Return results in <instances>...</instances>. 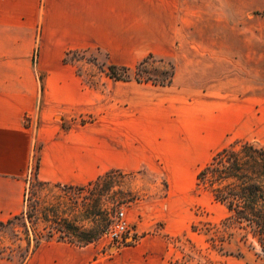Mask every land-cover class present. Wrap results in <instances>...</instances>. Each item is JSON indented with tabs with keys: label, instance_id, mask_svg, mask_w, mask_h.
Wrapping results in <instances>:
<instances>
[{
	"label": "crops",
	"instance_id": "crops-1",
	"mask_svg": "<svg viewBox=\"0 0 264 264\" xmlns=\"http://www.w3.org/2000/svg\"><path fill=\"white\" fill-rule=\"evenodd\" d=\"M97 51L116 67L149 55L171 62V83H108L98 104L70 59ZM131 86L142 93L130 127ZM151 111L158 124L144 126ZM80 115L93 120L76 124ZM258 116L264 0H0V223L24 212L36 161L40 182L64 187L111 171L162 170L168 181H184L197 178L242 125L255 129ZM146 213L130 212L137 229L153 227ZM190 216H176L171 233L184 234ZM147 248L102 264H145ZM94 257L85 246L51 240L24 264H93ZM0 264L14 263L0 257Z\"/></svg>",
	"mask_w": 264,
	"mask_h": 264
},
{
	"label": "rangeland",
	"instance_id": "rangeland-1",
	"mask_svg": "<svg viewBox=\"0 0 264 264\" xmlns=\"http://www.w3.org/2000/svg\"><path fill=\"white\" fill-rule=\"evenodd\" d=\"M70 59L76 60V77L84 88L96 91L98 104L107 100L108 83L165 86L174 74L171 62L153 55L131 66H117L115 73L119 78L110 76L112 64L108 55L99 51L76 52ZM140 92L134 86L129 88L130 127L136 125V117L131 112ZM153 115L152 111L150 116L143 115L144 126L158 124ZM92 120L88 115L76 116V124ZM239 131L230 145L252 141L264 148V118L258 116L255 129L248 131V127L242 125ZM145 143L148 141L144 140ZM164 146L162 143L160 147ZM37 165L38 161L26 193L24 212L0 225V257L14 264H24L39 244L51 240L87 247L95 254L93 264H102L145 245L148 247L143 256L145 264H264V253L257 240L244 228L227 223L226 206L214 199L205 188L206 183L198 184L196 177L168 181L162 170L140 175L113 171L110 177L92 186L64 187L40 182ZM140 208L154 220L149 230L137 229L129 219L130 212ZM121 212L125 213L134 234L127 235L122 243H114L104 232ZM188 213L191 223L185 233H171L176 226L175 217H187ZM159 214H167L168 221L165 216L156 219ZM141 220L139 214L138 222ZM90 231L99 234L92 243L82 245L81 237Z\"/></svg>",
	"mask_w": 264,
	"mask_h": 264
},
{
	"label": "trees",
	"instance_id": "trees-1",
	"mask_svg": "<svg viewBox=\"0 0 264 264\" xmlns=\"http://www.w3.org/2000/svg\"><path fill=\"white\" fill-rule=\"evenodd\" d=\"M116 68L113 65L109 67L112 78H119ZM35 168L37 174L38 165ZM112 173L100 176L87 186L97 184ZM197 179L200 185L206 183L205 188L214 199L226 206L229 214L227 223L249 231L264 253V148L255 142L232 144L217 152L199 172ZM98 234V231L84 233L82 245L92 243ZM70 244L74 245V242Z\"/></svg>",
	"mask_w": 264,
	"mask_h": 264
},
{
	"label": "built area",
	"instance_id": "built-area-1",
	"mask_svg": "<svg viewBox=\"0 0 264 264\" xmlns=\"http://www.w3.org/2000/svg\"><path fill=\"white\" fill-rule=\"evenodd\" d=\"M27 119H30L29 117ZM132 229L129 227L125 213L121 212L116 216V222L113 223L104 233V236L109 238L114 243H122L126 240L127 235H131Z\"/></svg>",
	"mask_w": 264,
	"mask_h": 264
}]
</instances>
